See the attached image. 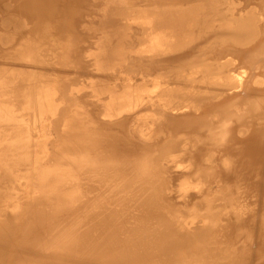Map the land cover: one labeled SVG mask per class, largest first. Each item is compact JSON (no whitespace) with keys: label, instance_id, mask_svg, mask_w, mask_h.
Returning a JSON list of instances; mask_svg holds the SVG:
<instances>
[{"label":"bare ground","instance_id":"1","mask_svg":"<svg viewBox=\"0 0 264 264\" xmlns=\"http://www.w3.org/2000/svg\"><path fill=\"white\" fill-rule=\"evenodd\" d=\"M0 264H264V0H0Z\"/></svg>","mask_w":264,"mask_h":264}]
</instances>
